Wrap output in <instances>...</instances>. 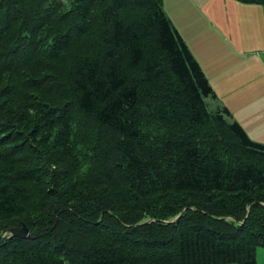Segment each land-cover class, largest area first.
<instances>
[{
    "label": "trees",
    "instance_id": "1",
    "mask_svg": "<svg viewBox=\"0 0 264 264\" xmlns=\"http://www.w3.org/2000/svg\"><path fill=\"white\" fill-rule=\"evenodd\" d=\"M164 1L0 0V264H257L264 143Z\"/></svg>",
    "mask_w": 264,
    "mask_h": 264
},
{
    "label": "crops",
    "instance_id": "2",
    "mask_svg": "<svg viewBox=\"0 0 264 264\" xmlns=\"http://www.w3.org/2000/svg\"><path fill=\"white\" fill-rule=\"evenodd\" d=\"M170 1H164L165 11ZM187 2L196 12L195 20L187 17V33L172 22L214 88L215 103L227 106L249 136L264 143V4L214 0L210 11L197 0Z\"/></svg>",
    "mask_w": 264,
    "mask_h": 264
},
{
    "label": "rangeland",
    "instance_id": "3",
    "mask_svg": "<svg viewBox=\"0 0 264 264\" xmlns=\"http://www.w3.org/2000/svg\"><path fill=\"white\" fill-rule=\"evenodd\" d=\"M194 3L196 0H191ZM214 0H197L198 7L202 10L205 8H208L210 11V5L212 4ZM166 11L168 13V16L171 18V20L175 19L177 21V24L180 26V28L187 33L185 29V22L187 20L188 16L193 17V19L196 17V12L193 9V6L191 3L187 2V0H173L169 2V7L166 6ZM223 11H227V7H223ZM243 13V11H241ZM244 14V13H243ZM195 20V19H194ZM174 23V22H173ZM217 104L211 100H209V107L210 109H215ZM6 235V234H5ZM257 264H264V245H260L257 247ZM229 264H236V263H229Z\"/></svg>",
    "mask_w": 264,
    "mask_h": 264
},
{
    "label": "water",
    "instance_id": "4",
    "mask_svg": "<svg viewBox=\"0 0 264 264\" xmlns=\"http://www.w3.org/2000/svg\"><path fill=\"white\" fill-rule=\"evenodd\" d=\"M5 234H4L5 236H18L21 238H31L32 237V234L29 228L25 224H23L22 226L13 227L9 231H7Z\"/></svg>",
    "mask_w": 264,
    "mask_h": 264
}]
</instances>
